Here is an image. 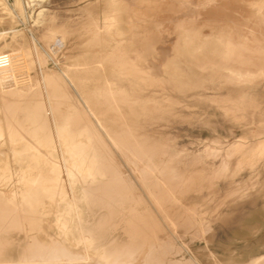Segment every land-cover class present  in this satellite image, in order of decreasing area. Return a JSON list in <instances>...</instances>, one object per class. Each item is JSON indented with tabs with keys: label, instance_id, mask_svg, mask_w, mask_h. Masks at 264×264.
Returning <instances> with one entry per match:
<instances>
[{
	"label": "rangeland",
	"instance_id": "1",
	"mask_svg": "<svg viewBox=\"0 0 264 264\" xmlns=\"http://www.w3.org/2000/svg\"><path fill=\"white\" fill-rule=\"evenodd\" d=\"M50 99L81 109L112 151L174 250L164 264H264V0H0L1 192L19 195L33 165L70 183L50 160L70 164L61 140L36 148L28 121L8 132L10 106ZM126 142L157 151L113 149ZM162 166L190 187L167 191ZM54 200L0 203V264H23L31 237L99 264L70 228L68 213L88 215Z\"/></svg>",
	"mask_w": 264,
	"mask_h": 264
},
{
	"label": "bare ground",
	"instance_id": "2",
	"mask_svg": "<svg viewBox=\"0 0 264 264\" xmlns=\"http://www.w3.org/2000/svg\"><path fill=\"white\" fill-rule=\"evenodd\" d=\"M61 100L50 99L32 104L23 103L19 106H10L8 109L9 119L6 121L8 122L9 135L15 138L21 136L18 127L28 121L32 125L31 136L35 140L36 148L42 141L61 140L64 152L71 159L70 164L56 161L51 157L50 160L53 165L59 164L66 168L65 175L70 183L67 185L64 178L55 173L54 167L47 171L50 174L47 176L42 169L33 165L35 172L30 173V176L26 178L27 183L21 193L18 195L14 191L7 194L0 191V203L10 204L14 207L22 203L32 206L42 202L46 197L48 204L52 205L55 204L54 199L57 198L59 204L66 202L71 208L72 206L81 208L82 212L79 211V215L83 213V210L88 215L84 220H73L70 212L68 213L70 214L69 222L73 221L74 225L70 227L66 222L62 227L65 228V231L70 228L75 229L78 232L79 242L100 255L99 264L166 263L170 260L174 250L170 243L165 242V235L160 233L158 221L151 218L149 214L138 210L137 205L142 201L141 195L126 181L112 151L98 138V131L89 123L84 112L75 105L73 109L64 108L61 106ZM18 119L21 121L17 123ZM83 136L87 141L82 140ZM33 145L30 143L29 148H32ZM113 149L116 152H129L139 157H151L157 151L154 146H147L142 142L134 144L126 142L125 151H121L119 145L114 146ZM36 151L42 153L39 149ZM29 155L30 158H34L36 153L31 152ZM160 173L164 176V183L167 187L165 189L169 192L185 191L191 185L183 184L181 176L167 166H162ZM133 178L136 179L135 176ZM6 213L5 208H0V216H4ZM187 221L188 223L184 222L186 223L184 227L187 225L190 227L189 222L191 221ZM6 227L1 226L0 232ZM116 230H119L118 233H115ZM110 231L113 233H109ZM204 233V228L196 229L198 238H203ZM43 242L31 237L22 254L23 264H73L74 260L64 246L57 242L51 246ZM79 242L77 241V243ZM3 245L4 243L0 240V252ZM73 245L77 247L76 242ZM87 248L85 247V249ZM184 251L191 252L188 245L184 244ZM197 261L192 257L185 263L199 264Z\"/></svg>",
	"mask_w": 264,
	"mask_h": 264
}]
</instances>
